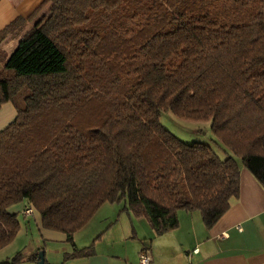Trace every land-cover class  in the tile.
<instances>
[{
    "label": "trees",
    "instance_id": "1",
    "mask_svg": "<svg viewBox=\"0 0 264 264\" xmlns=\"http://www.w3.org/2000/svg\"><path fill=\"white\" fill-rule=\"evenodd\" d=\"M44 7L13 51L0 52V105L16 109L0 130V248L18 233V203L74 246L105 202H124L162 234L178 227L179 210L212 227L239 195L241 166L264 188V0ZM168 111L208 121L214 138L182 141L160 122Z\"/></svg>",
    "mask_w": 264,
    "mask_h": 264
},
{
    "label": "crops",
    "instance_id": "2",
    "mask_svg": "<svg viewBox=\"0 0 264 264\" xmlns=\"http://www.w3.org/2000/svg\"><path fill=\"white\" fill-rule=\"evenodd\" d=\"M42 1L0 0V32L19 19L0 42L2 54H9L20 36L42 19L47 10H40ZM15 116L12 102L1 104L0 130ZM239 187L238 197L212 227L204 226L198 211L179 210L178 227L162 234H155L143 216L127 212L124 202H105L74 233V246L62 232L42 229L34 209L25 214V202L10 210L36 226L43 244L33 248H44L46 264H137L141 250L150 255V264H264V188L246 168L240 169ZM90 244L91 254L65 258Z\"/></svg>",
    "mask_w": 264,
    "mask_h": 264
},
{
    "label": "rangeland",
    "instance_id": "3",
    "mask_svg": "<svg viewBox=\"0 0 264 264\" xmlns=\"http://www.w3.org/2000/svg\"><path fill=\"white\" fill-rule=\"evenodd\" d=\"M0 64V68H2L4 62L0 60ZM160 122L164 128L169 130L171 133L186 143H191L193 141L207 142L211 137L214 138L208 121H192L188 119H181L168 111L161 113ZM241 168L245 167L241 166L240 169ZM18 220L20 224L18 233L8 244L0 248V263L4 261H10L16 253L20 252V260L13 264H35L30 260V256L34 249H36L33 248L36 247L35 245L43 244L42 240L40 239V233L38 232V229L34 223L29 220V218H25L24 220L20 216ZM46 250L49 252L50 247L46 248ZM40 251H43L44 253V248Z\"/></svg>",
    "mask_w": 264,
    "mask_h": 264
},
{
    "label": "built area",
    "instance_id": "4",
    "mask_svg": "<svg viewBox=\"0 0 264 264\" xmlns=\"http://www.w3.org/2000/svg\"><path fill=\"white\" fill-rule=\"evenodd\" d=\"M32 211H33V209L31 207H26L24 209V213L25 214H30V213H32ZM221 236L225 237V236H227V234L226 233H222ZM150 262H151V257L148 254V252L145 251V250H141L139 252L138 263L137 264H150Z\"/></svg>",
    "mask_w": 264,
    "mask_h": 264
},
{
    "label": "water",
    "instance_id": "5",
    "mask_svg": "<svg viewBox=\"0 0 264 264\" xmlns=\"http://www.w3.org/2000/svg\"><path fill=\"white\" fill-rule=\"evenodd\" d=\"M38 261H37V264H43L44 263V253H43V251H40L39 253H38Z\"/></svg>",
    "mask_w": 264,
    "mask_h": 264
}]
</instances>
